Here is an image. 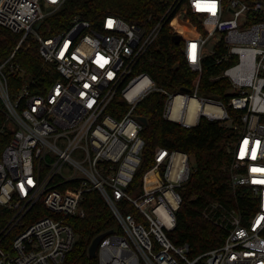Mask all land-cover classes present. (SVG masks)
I'll list each match as a JSON object with an SVG mask.
<instances>
[{"label": "built area", "instance_id": "1", "mask_svg": "<svg viewBox=\"0 0 264 264\" xmlns=\"http://www.w3.org/2000/svg\"><path fill=\"white\" fill-rule=\"evenodd\" d=\"M67 1L0 0V26L18 38L0 65V264H62L78 241L68 220L85 218L84 197L93 190L119 227L104 233L98 264H264V183L256 182L264 181V171H253L264 170V0H172L151 27L112 14L95 23L77 15L68 29L41 34L43 21ZM166 23L198 75L193 91L170 93L139 71ZM33 43L58 73L43 94L9 79L24 74L12 61ZM212 56L227 66L219 78L231 84L228 104L199 92L204 61ZM155 91L167 96L168 121L190 128L206 117L237 132L228 171L232 188L247 190L251 202L206 209L225 237L197 257L170 238L180 190L194 169L188 154L156 148L140 186L127 190L145 147L136 108ZM116 96L129 106L120 119L108 113ZM192 99L198 108L190 118L185 100ZM122 202L136 208L139 220Z\"/></svg>", "mask_w": 264, "mask_h": 264}, {"label": "trees", "instance_id": "2", "mask_svg": "<svg viewBox=\"0 0 264 264\" xmlns=\"http://www.w3.org/2000/svg\"><path fill=\"white\" fill-rule=\"evenodd\" d=\"M171 1L68 0L43 21L41 30L48 29L50 34H57L68 29L77 15L95 23L108 14L122 17L129 23H141L151 27L161 20L166 11V3ZM17 44L18 38L0 26V65L9 59ZM181 47L182 44L174 42L172 28L166 23L140 63L139 71L148 73L158 88L170 93L193 91L198 75L186 64ZM39 48L37 43H33L29 49L18 51L12 63L20 65L24 74L17 76L19 78L12 75L9 79L11 84L19 87L30 85L34 92L41 90L43 94L56 82L58 73L52 65L43 64ZM225 67L227 66L216 65L215 57L207 58L203 64L199 92L203 96H216L228 104L230 95L227 92L231 84L228 79L219 78ZM166 102L167 96L155 91L136 108V113L147 119L141 132L145 147L140 167L127 190L132 192L140 186L143 174L154 164L155 150L158 147L183 152L193 158L196 166L191 172L190 180L180 190L183 201L177 212L176 228L170 233V238L177 245H189L191 256L197 257L220 246L225 237L223 230L205 217L206 209L212 203L236 207L237 204L247 205L251 201L247 190H234L231 186L228 166L233 160L232 150L237 132L206 117H202L198 125L190 128L168 121L164 117ZM128 109L129 106L121 97L116 96L108 113L120 119ZM229 112L240 115L231 109ZM121 206L125 212L139 220L135 207L126 202H122ZM83 207L86 211L85 218L68 220L78 235V241L62 264H98V257L89 255L93 241L107 231H119L115 216L98 191L86 193ZM46 214L48 212L41 216Z\"/></svg>", "mask_w": 264, "mask_h": 264}, {"label": "water", "instance_id": "3", "mask_svg": "<svg viewBox=\"0 0 264 264\" xmlns=\"http://www.w3.org/2000/svg\"><path fill=\"white\" fill-rule=\"evenodd\" d=\"M41 27V24L37 25V29H39ZM173 40L175 43L179 44L181 42V38L180 36L176 35L173 37ZM183 91H187V90H183ZM141 122H143L144 124L147 123V119L145 117H140ZM106 236V234H102L100 236H98L92 243L90 249H89V255L90 257H95L96 256V252H97V248L98 245L100 244V242L104 239V237Z\"/></svg>", "mask_w": 264, "mask_h": 264}, {"label": "bare ground", "instance_id": "4", "mask_svg": "<svg viewBox=\"0 0 264 264\" xmlns=\"http://www.w3.org/2000/svg\"><path fill=\"white\" fill-rule=\"evenodd\" d=\"M183 101V97L181 96H178L176 98V105H180ZM185 105L188 107L189 109V115H190V118L193 117V114L196 112L197 108H198V103L196 100L192 99V100H185ZM209 109V106L208 108Z\"/></svg>", "mask_w": 264, "mask_h": 264}, {"label": "rangeland", "instance_id": "5", "mask_svg": "<svg viewBox=\"0 0 264 264\" xmlns=\"http://www.w3.org/2000/svg\"><path fill=\"white\" fill-rule=\"evenodd\" d=\"M177 27H178V25H177ZM182 32L183 31H181V34H182ZM40 33L43 34V35L47 34L46 32H44V30H40ZM191 166H192V168H195V166H196L195 160L193 158L191 159Z\"/></svg>", "mask_w": 264, "mask_h": 264}, {"label": "snow or ice", "instance_id": "6", "mask_svg": "<svg viewBox=\"0 0 264 264\" xmlns=\"http://www.w3.org/2000/svg\"><path fill=\"white\" fill-rule=\"evenodd\" d=\"M212 8H214V5H210L209 6V10H211ZM253 155V158L255 157V152L252 153ZM253 171H264V170H261V169H253ZM258 183H264V181H256Z\"/></svg>", "mask_w": 264, "mask_h": 264}]
</instances>
